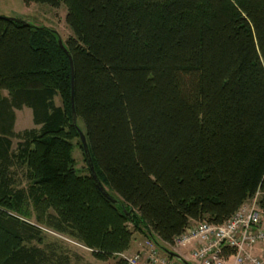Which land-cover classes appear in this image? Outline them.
<instances>
[{
  "label": "trees",
  "instance_id": "obj_1",
  "mask_svg": "<svg viewBox=\"0 0 264 264\" xmlns=\"http://www.w3.org/2000/svg\"><path fill=\"white\" fill-rule=\"evenodd\" d=\"M23 1L64 5L73 34L66 52L55 30L0 16V264H51L26 246L43 226L106 261L135 231L167 249L258 192L264 207V0ZM70 56L77 122L118 204L75 168ZM24 107L39 129L15 131Z\"/></svg>",
  "mask_w": 264,
  "mask_h": 264
},
{
  "label": "rangeland",
  "instance_id": "obj_2",
  "mask_svg": "<svg viewBox=\"0 0 264 264\" xmlns=\"http://www.w3.org/2000/svg\"><path fill=\"white\" fill-rule=\"evenodd\" d=\"M67 9L64 5L59 8H54L48 4L31 3L27 5L23 0H0V16L19 19L39 26H46L55 30L61 37L63 43L73 34L66 24ZM7 95V93L5 92ZM56 105H61L60 98H55ZM81 128H84L80 124ZM36 127L33 122V111L28 107L21 110H16V123L15 131L20 132L25 129H32ZM84 130V129H83ZM74 150L73 157L76 161L75 168L80 175H88V166L85 160L84 152L77 139L73 141ZM18 141H13V150L17 151ZM21 160H15V165L11 171L14 172V180L17 188H26L29 183V177L26 166ZM30 211L33 216L31 221L35 223L33 207L30 206ZM131 230H135L133 224H129ZM42 241H31L26 244L28 247H39L45 251L48 257L52 260L51 264H122L120 262L119 253H135L142 249L143 246L147 247L148 241L153 243L161 255H165L163 248L158 246L154 240L146 236L145 233L135 231L128 250L116 253L113 257L106 261L98 260L93 256V250L84 246V244L74 235L70 233H59L46 226L42 227ZM163 246L170 250L166 244ZM189 248H182L176 250V254L181 256L184 261L174 259L176 264H197L191 259Z\"/></svg>",
  "mask_w": 264,
  "mask_h": 264
},
{
  "label": "built area",
  "instance_id": "obj_3",
  "mask_svg": "<svg viewBox=\"0 0 264 264\" xmlns=\"http://www.w3.org/2000/svg\"><path fill=\"white\" fill-rule=\"evenodd\" d=\"M257 193L225 223L193 222L170 247L189 248L197 264H264V207ZM135 253H119L126 264H176L166 252L161 255L150 241ZM164 252V251H163Z\"/></svg>",
  "mask_w": 264,
  "mask_h": 264
},
{
  "label": "water",
  "instance_id": "obj_4",
  "mask_svg": "<svg viewBox=\"0 0 264 264\" xmlns=\"http://www.w3.org/2000/svg\"><path fill=\"white\" fill-rule=\"evenodd\" d=\"M59 45L62 49L68 52L61 39H59ZM70 60H71V67H72V98H71V101H72L73 126L78 131L80 142H81L84 154H85L86 163L90 171V175L93 177L95 184L98 187V190L107 200L111 201L114 204H118V201L114 199V197L103 187L102 183L100 182V179L94 167V163L92 160V156H91V152H90V148H89L86 135L78 125L77 117H76V108H75V73H74V66H73V61H72L71 56H70ZM164 250L171 258L184 261L183 258L179 256L178 254H176L175 252L169 251L167 249H164Z\"/></svg>",
  "mask_w": 264,
  "mask_h": 264
},
{
  "label": "bare ground",
  "instance_id": "obj_5",
  "mask_svg": "<svg viewBox=\"0 0 264 264\" xmlns=\"http://www.w3.org/2000/svg\"><path fill=\"white\" fill-rule=\"evenodd\" d=\"M259 193V192H258ZM253 198H250L249 200H247L243 205H246V204H250L252 202ZM242 205V206H243Z\"/></svg>",
  "mask_w": 264,
  "mask_h": 264
}]
</instances>
